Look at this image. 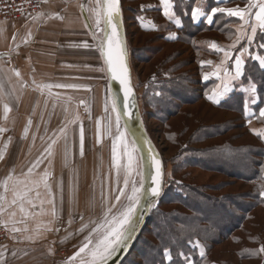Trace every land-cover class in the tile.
<instances>
[{
    "label": "trees",
    "instance_id": "1",
    "mask_svg": "<svg viewBox=\"0 0 264 264\" xmlns=\"http://www.w3.org/2000/svg\"><path fill=\"white\" fill-rule=\"evenodd\" d=\"M244 1L173 0L175 16L169 20L160 0H120L146 131L155 145L151 131L176 151L167 160L158 148L165 171L170 164V179L165 173L164 192L122 264L132 253L143 264H169L163 257L166 249L173 257L171 264H264V254L252 255L264 245V199L258 191L264 179V142L247 126L249 120L264 126V117H259L264 108V68L251 58L264 55V48L258 47L264 40L258 34L250 47L247 42L237 45L228 70L232 72L243 47H249L243 57L245 75L214 104L207 97L216 81H203L209 70L202 63L203 46L212 38L230 42L236 20L220 13L211 24L204 19L194 23L191 17L197 5L208 11ZM250 81L257 84L255 95L243 91ZM151 121L157 124L155 131L148 125Z\"/></svg>",
    "mask_w": 264,
    "mask_h": 264
},
{
    "label": "crops",
    "instance_id": "2",
    "mask_svg": "<svg viewBox=\"0 0 264 264\" xmlns=\"http://www.w3.org/2000/svg\"><path fill=\"white\" fill-rule=\"evenodd\" d=\"M198 1L206 2L207 0ZM213 1L218 4L228 0ZM73 2L74 0H47L42 4L40 11L32 17L0 21V128L5 129L4 132H0V149L5 143H8L5 158L0 161V180H3L12 169H15L16 176L27 172L31 163L41 155L47 146L48 137L63 126L66 115L70 119L78 113L80 123L85 130L83 156L79 152V124L70 125L67 135L69 149L67 164L64 159L65 140L61 138L55 146L51 167L49 168L48 160L45 159L36 169L38 174H42L45 168H48L52 174L49 183L53 192L57 194L56 217L45 215L37 219L45 224L52 221L50 227L53 230L42 231L34 242L29 241L26 237L35 235L33 229H35L36 220H28L29 232L9 233L10 239L4 250L3 264H59L65 257L58 259L59 255L56 252L60 251L59 253L65 254L64 248L76 250L83 235L88 233V229L83 232L80 229L85 224L89 228L93 226L91 221L94 219L95 211L99 209V202L94 199L95 189L93 186L95 181H98L97 170L100 165L103 164V168L111 163V160L103 155L102 149L100 151L95 147L97 131L93 125V117L89 118V112L85 111V106L88 105L83 99L79 100L80 89L77 73L78 46L84 47V44H88L89 47L85 48L86 53L88 50H93V41L96 40L93 39L89 29L84 27L85 23L80 10L83 3L79 5L80 15H78ZM245 3L246 0L243 4L226 8L236 6L243 8ZM201 7L203 8V6ZM85 12L88 17L89 14L87 11ZM50 16H59L63 19H49ZM34 17L39 18L33 19ZM231 18L236 20V23L232 25L236 35V26L239 20L236 17ZM202 19L208 23L205 17H200L193 22L198 23ZM89 22L92 23L91 20ZM92 30L95 31V29ZM29 31H31V38L25 43L24 40L28 37ZM234 39L235 36L230 42H224L212 38L203 46L205 51L202 62L212 61L211 64L203 63L204 66L209 67V70L203 73V81H216L210 95H213V90L217 89L218 85H222L220 77L224 75L223 69H228L231 59L222 66L219 77L212 75L211 73L216 71V63L220 62L224 55L223 52H217L209 47V44L215 42L227 50ZM241 42L247 41L242 40ZM236 49L237 46L235 49H229L232 56ZM213 59L215 63H213ZM13 70L21 73L19 79ZM205 75L208 76L207 80L204 79ZM33 80L37 83L76 85L77 87L53 88L54 93L60 94V100L57 101L47 96V90L44 95H41L39 90H34ZM21 83L26 87L21 88ZM67 97L72 99L71 103L67 105L68 113L66 114L64 102ZM5 102L12 108L7 120L3 118V103ZM53 104L56 105L55 108H53ZM29 119L32 120V125L27 138H25L24 129L28 126ZM247 126L251 132L264 130L263 125H257L253 120L251 123L248 121ZM9 138H11L10 143ZM261 140L264 142V138ZM106 158L107 161H105ZM61 181L63 182V203L60 201L58 189V184ZM73 189L75 190L74 194ZM2 191L0 189V192ZM40 191L43 193V188ZM49 207L48 204L44 205L46 211ZM32 211H39V208ZM17 218H19V214ZM17 227L23 228L24 225L18 224ZM55 229H59V231ZM13 252L16 253L15 256L12 255Z\"/></svg>",
    "mask_w": 264,
    "mask_h": 264
},
{
    "label": "snow or ice",
    "instance_id": "3",
    "mask_svg": "<svg viewBox=\"0 0 264 264\" xmlns=\"http://www.w3.org/2000/svg\"><path fill=\"white\" fill-rule=\"evenodd\" d=\"M47 2V0H44ZM222 2V0H219ZM93 6L91 8H85L81 5L83 11H88L90 15L86 17L84 24L85 28L95 29L92 32V37L97 41L96 47L100 53L101 58L104 61V68L100 71H107L109 74V80L118 81L119 91L123 92L122 103L123 112L120 111V97L116 94L109 92V95L105 98L104 111L108 113V116L104 119L106 123L102 124L101 120L96 121L97 127V141H100L102 135L111 137V169L115 171V189L111 180L108 184V192L105 195L103 190V182L101 184V208L102 217L98 221H91L93 225L91 228L85 224L80 231L83 232L88 229V234L84 237V241L81 246L75 251L65 264H109V261L121 252H126L131 246V243L135 240L138 234L140 225L144 220V213L139 212L142 201L145 202L144 212L150 211L156 206V199L161 195L162 190V164L158 159V156L152 153V149L149 148L150 155L145 158L143 156L138 157L137 141L134 139L131 142L128 141L127 125L124 129L121 128L122 117L127 116L131 119L133 113L130 111L133 108V90L131 87L130 72L126 63L127 47L126 42L121 37L120 25H121V6L120 0H92ZM160 4L163 7V14L169 20L174 19L175 13L173 11V0H160ZM217 13L225 14L228 17H236L239 20L236 26V35L229 49H235L242 40H246L250 47L254 40L260 35L261 40H264V0H246L243 8L236 6L234 8L226 7H211L208 11H205L201 6L191 10V17L193 20H197L200 17H205L209 24L213 23V17ZM34 17L33 19H38ZM49 19H63L59 16H50ZM141 20L143 18H140ZM87 20H91L92 23H87ZM179 25V21H176ZM153 29L155 25H152ZM98 33L103 35L98 36ZM31 38V31L28 33V37L24 40L25 43ZM15 39V37H13ZM170 39H175V36H170ZM231 39V37H230ZM85 48L89 47L88 44L83 45ZM209 47L215 49L217 52H223L224 59L220 65L216 66L214 75L220 76L222 66L232 59V52L219 47L215 42H211ZM249 47H243V50L234 60V73L224 68L222 85H218L217 89L213 90V95H209L207 98L214 104H219L221 100L227 96L232 90V81L239 80L245 75V61L243 57L249 53ZM259 48H264V43L258 44ZM251 58L258 61L261 68H264V55H252ZM202 63L211 64L212 61H206ZM15 76L19 79L21 73L13 70ZM204 79L207 80L208 76L205 75ZM35 85L34 90H39L41 95H44L47 90V96L60 100V94L54 93L53 88H75L76 85L65 84H44L37 83L33 80ZM26 87L21 83V88ZM243 91L250 92L253 95L257 92V84L250 81L248 86ZM71 97H67L65 100L64 112L68 113L67 105L71 103ZM47 103V102H46ZM110 104V107H109ZM39 106V105H37ZM53 104V108H55ZM12 108L8 103H3V118L8 119L9 113ZM85 111L89 109L85 106ZM113 114L114 119H113ZM90 115V113H89ZM259 117H264V108L259 110ZM258 117V118H259ZM251 123V120H249ZM79 124V152L80 155H84V143H85V130L80 123V116L78 113L68 118L65 116V122L62 127L54 132L52 136L48 137L47 146L37 159L31 163L27 172L22 173L21 176H16L15 169H12L9 174L0 180V226H2L9 233H27L29 228L27 226L28 220H36L35 229L33 232L35 235H29L26 237L29 241H35V238L41 235L42 231H52L50 227L52 221L47 224L38 220V217L45 215H51L56 217V199L57 194L53 192L52 186L49 183L51 178V172L48 168H45L42 174H38L36 169L45 159L48 160L49 168L52 165V159L55 155V146L58 144L61 138L65 140L64 147V159L67 164L69 149L67 146L68 127L70 125ZM24 129V137L27 138L29 129L32 125V120L29 119ZM113 126L115 131L113 132ZM4 128H0V132H4ZM254 134L264 138V130H253ZM43 139V138H42ZM11 138H9V143ZM145 143H150L146 139ZM8 143L3 145L0 149V161H3L7 152ZM150 168L151 171L146 174L145 169ZM138 177L139 179H136ZM150 181V186L145 188V181ZM43 188V193L40 189ZM60 201L63 203V182L58 184ZM73 189V194H74ZM259 195L264 199V179L261 180L258 186ZM149 197L145 200V197ZM123 201V202H122ZM48 204L50 207L46 211L44 205ZM39 208V211H32ZM31 209V210H30ZM19 214V218L18 217ZM83 219V217H81ZM71 223V221H69ZM18 224H23L24 227H17ZM59 231V229H55ZM197 247L199 243L197 242ZM6 248V246H4ZM264 254V245L252 255ZM16 255L15 252L12 253ZM183 256V253H180ZM200 255L204 256V251L201 248ZM164 259L171 264L173 257L171 253L166 249L163 254ZM187 260V257H185ZM4 262V251H0V264Z\"/></svg>",
    "mask_w": 264,
    "mask_h": 264
},
{
    "label": "rangeland",
    "instance_id": "4",
    "mask_svg": "<svg viewBox=\"0 0 264 264\" xmlns=\"http://www.w3.org/2000/svg\"><path fill=\"white\" fill-rule=\"evenodd\" d=\"M73 3H74V7L76 8L78 15H80L79 5L81 3L84 4L85 8H91L93 6L92 0H74ZM87 13L90 15V13L88 11H87ZM100 35H102V33H98V36H100ZM93 44H94L93 50L92 51L88 50L86 53H85V47H81V45L78 46L77 73H78V82H79V89H80L79 100L83 99L84 102L88 105L87 106L89 109L88 112L90 113L89 118L93 117V125L95 128V131H97L96 121L101 120L102 124H104V123H106V120L104 118L108 116V113H106L104 111V104H105L106 96L109 95V88H108V82H107V77H106L105 71H100L101 68H104V65H103V62H101L100 53L96 47L97 41H93ZM227 50H229V48H227ZM223 59H224V56L220 60V62L218 61V63H216V64L220 65L221 61ZM213 63H215L214 59H213ZM231 71L234 72L233 64L231 67ZM211 74L213 75V73H211ZM109 107H110V104H109ZM114 115L115 114H113V119H114ZM148 125L154 131L157 129V124L153 121L148 122ZM121 128L123 130L122 125H121ZM114 131H115V128L113 126V132ZM151 135L153 136V138L157 144L155 146L156 147L158 146L157 149L159 148L162 151H164V158L167 160H170L171 157L176 153L175 149L171 148L170 145L167 142H165V140H163V138L160 135H158L157 133H154L151 131ZM150 138H151V136H150ZM111 139L112 138L109 136L102 135L100 138V141L98 142L97 141V134L95 137V147L97 149H100V151L102 149L103 155H105V157H107V158H110V160H111ZM128 141L130 142L129 139H128ZM137 156H138V154H137ZM107 158L105 159V161H107ZM102 165H100V167L97 170V172H98L97 174H99L98 175L99 177H98V181H95V184L93 186L95 189V198L94 199L97 202H99V209L97 210L98 212L95 211L96 213H95L93 221H98L102 217V208H101V184H102V182H103V190L105 192V195H107V192H108L109 180H111V183L113 186V191L115 189V179H116L115 178V171L113 169H111V163H109L107 165H105V163H104L105 167H103V168H102ZM169 170H170V164H168V170L165 171L166 175L168 176L167 177L168 180L170 179ZM135 178L139 179L138 177H135ZM8 234H9V232H8ZM86 235H83V237L79 241L76 248H79L81 246L82 242L84 241V237ZM196 245H197V243H196ZM197 248L199 250V253L201 251V248L203 249L201 244H199V247H197ZM64 249H65V254L59 253L60 251L56 252V254L59 255L58 259H60V257H61V259H62V257L63 258L64 257L66 258V256L69 257L75 250V249L73 250V249H69V248H64ZM203 251H204V249H203ZM70 252H71V254H70ZM135 257H136L135 253H132L130 255V257L127 259V264H143L141 260H137ZM65 261L66 260L60 262L59 264H65ZM211 264H217V263L212 261Z\"/></svg>",
    "mask_w": 264,
    "mask_h": 264
},
{
    "label": "water",
    "instance_id": "5",
    "mask_svg": "<svg viewBox=\"0 0 264 264\" xmlns=\"http://www.w3.org/2000/svg\"><path fill=\"white\" fill-rule=\"evenodd\" d=\"M81 5H83V4H81ZM120 6H121V3H120ZM80 10H81L82 19H83V21L85 23L87 14H86L85 11H83L81 9V6H80ZM121 20H122V22H121V25H120V34H121V37L126 42V35H125V28H124V24H123L122 11H121ZM87 23L90 24L89 20H87ZM89 31L92 34L93 30L89 29ZM102 35H103V33H102ZM126 47H127V42H126ZM102 62L104 64L103 59H102ZM126 63H127V66L129 68V72H130L131 87H132V90H133V102H134L135 106L130 109V111L133 113L131 119H129L127 116L122 117L121 125H122L123 129H124L125 125H127L128 139L130 140V142L132 140H134V139L137 141V148L139 149V151L137 152L138 157L143 156V157L147 158L150 155L149 148H151L152 149V153L156 154L158 156V159L161 161L162 171H163L161 195L158 198H152V199H156V205H157V203L159 202V200H160V198H161V196H162V194L164 192V183H165L164 163H163V159H162V156H161L160 152L158 151V149L155 146L153 140L150 138L149 134L147 133L145 125H144V122H143L142 117H141L138 96H137L136 90H135L134 85H133V77H132V70H131V66H130V62H129L128 48H127ZM105 73H106V77H107L109 92L111 91L112 93H114L118 97H120V111L122 113L123 112V103H122L123 92L119 91L118 81L109 80V74L107 73L106 70H105ZM145 139L147 141H149L150 143H145L144 142ZM150 171H151L150 168H146L145 169L146 174L148 172H150ZM149 186H150V181L146 180L145 181V188H147ZM148 198L149 197L146 196L145 200H147ZM144 207H145V202L142 201V204H141V207L139 209V212L144 213V220H143L142 224L140 225V228H139L138 234L136 235L135 240L131 243V246L128 248V250L126 252H121L120 254L114 256L109 261V264H122L124 262V260L126 259V257L128 256V254L131 252V250L136 245L140 235L142 234V232L147 227L149 219H150V216H151V213H152L153 209L155 208V207L152 208L148 212H144ZM77 250H78V248L75 251H77ZM67 259H65V260H67Z\"/></svg>",
    "mask_w": 264,
    "mask_h": 264
},
{
    "label": "built area",
    "instance_id": "6",
    "mask_svg": "<svg viewBox=\"0 0 264 264\" xmlns=\"http://www.w3.org/2000/svg\"><path fill=\"white\" fill-rule=\"evenodd\" d=\"M44 0H0V21L22 20L36 15ZM8 232L0 226V251L9 243Z\"/></svg>",
    "mask_w": 264,
    "mask_h": 264
}]
</instances>
